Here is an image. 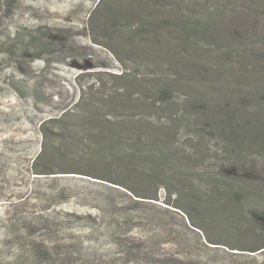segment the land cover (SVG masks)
<instances>
[{"label": "rangeland", "instance_id": "1", "mask_svg": "<svg viewBox=\"0 0 264 264\" xmlns=\"http://www.w3.org/2000/svg\"><path fill=\"white\" fill-rule=\"evenodd\" d=\"M99 1L0 0V264H264V249H253L264 246L263 155L229 161L222 140L207 136L209 158L183 184L178 170L162 172L173 180L170 196L166 176L139 177L145 163L100 147L85 126L88 98L108 113L101 119L122 125L123 138L132 126L149 140L169 125L130 101L107 103L124 91L112 77L124 69L138 83L127 100H143L139 84L154 66L123 67L111 44L94 42ZM94 19L98 29L103 13ZM184 93L176 89L170 99L184 101ZM66 110L75 115L60 121ZM184 121L177 153L195 159L187 139L200 142V131ZM44 167L55 174H40ZM231 174L242 188L230 190L236 181L224 175ZM143 193L158 200L137 197Z\"/></svg>", "mask_w": 264, "mask_h": 264}, {"label": "trees", "instance_id": "2", "mask_svg": "<svg viewBox=\"0 0 264 264\" xmlns=\"http://www.w3.org/2000/svg\"><path fill=\"white\" fill-rule=\"evenodd\" d=\"M98 11L103 19L97 29L94 16ZM91 23L94 42L106 47L111 44L113 56L123 67L126 61L143 60L154 66L144 87L139 84L143 100H127L128 89L138 83L125 69L112 75L125 84L115 89L123 87L124 91L106 99L120 107L130 101L128 105L136 104L158 115L159 120L165 118L169 125L150 132V141L142 139L140 128L133 126L129 128L131 138L121 137L122 125L101 119L108 113H100L92 98L85 101V113L91 121L85 126L96 131L94 140L102 139L99 146L103 148L111 144L113 151L129 162L145 163L142 169L146 170L137 172L139 177L157 182L166 176L165 192L172 196L173 180L162 172L178 170L183 184L192 167L209 158L207 136L222 140L229 161L243 160L248 153L264 156V0H100ZM176 89L185 90L186 100L170 99ZM151 91L160 94L161 101H149ZM74 115L66 110L59 120ZM184 119H191L189 128L200 131V142L187 139L195 159L179 155L178 137L186 124ZM178 161L182 171L175 165ZM44 168L40 174H55ZM237 176L224 175L236 181L230 190L242 188ZM137 195L158 200V193ZM189 215L196 224L194 213ZM253 249L259 251L264 246Z\"/></svg>", "mask_w": 264, "mask_h": 264}]
</instances>
